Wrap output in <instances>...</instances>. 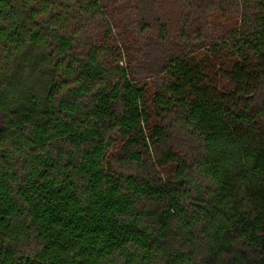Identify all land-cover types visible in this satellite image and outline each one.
<instances>
[{"label":"trees","instance_id":"1","mask_svg":"<svg viewBox=\"0 0 264 264\" xmlns=\"http://www.w3.org/2000/svg\"><path fill=\"white\" fill-rule=\"evenodd\" d=\"M0 264H264V0H0Z\"/></svg>","mask_w":264,"mask_h":264},{"label":"rangeland","instance_id":"2","mask_svg":"<svg viewBox=\"0 0 264 264\" xmlns=\"http://www.w3.org/2000/svg\"><path fill=\"white\" fill-rule=\"evenodd\" d=\"M115 11L116 12H112V14L110 11L113 22H111V26H112L111 34L110 36H108V38H110L109 47L110 48L112 47V50L114 51H116L118 48V50H120V52L122 53L121 44L123 45V43L126 44L127 46L126 48H135L139 46L140 44H142V42L137 41L134 35H132V19H131L130 13L127 10H125V7L122 8L120 6ZM208 22H209L208 33L210 32L217 33V32L222 31L223 29H227L228 26L233 24L234 18L229 13H227L224 16H220L218 14H212L209 17ZM97 31L98 32L96 33L97 35L96 40L99 41L102 38V34L99 33L100 32L99 30ZM120 36L123 39L120 38ZM121 40L123 41V43ZM119 65L125 67L126 66L125 59L122 58L121 61H119ZM146 88H147L148 95L154 92V85L152 81L150 80L146 81ZM149 122H150L149 128H145V134L147 136L148 134L150 135V130L152 126L159 123V121L154 117V114L152 113V111L150 112ZM124 143H125V139L119 136L115 137V143L109 152V159H111L113 163L112 164L113 167H115L114 166L115 163L117 164L116 160L122 151ZM144 157L150 159V162L152 163V165H154L156 176L163 180L169 177L175 169V166L172 164L166 165L164 167L158 166V162H157L158 151L156 152L155 148L152 146L148 148L147 153L146 152L144 153Z\"/></svg>","mask_w":264,"mask_h":264}]
</instances>
